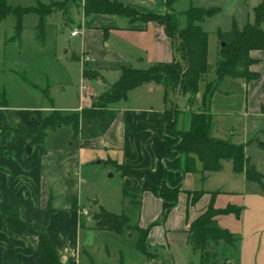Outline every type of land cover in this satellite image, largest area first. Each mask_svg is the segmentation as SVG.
<instances>
[{
    "label": "crops",
    "instance_id": "1",
    "mask_svg": "<svg viewBox=\"0 0 264 264\" xmlns=\"http://www.w3.org/2000/svg\"><path fill=\"white\" fill-rule=\"evenodd\" d=\"M117 1L143 14L163 16L167 12V0ZM9 3L13 7L17 6V0H9ZM84 5L83 3L80 7L83 19L78 27L81 46L74 56H91L101 75V78L94 81L95 86L91 85L89 88V91L99 90L97 96L90 97L91 102L99 94L106 92L100 90V86L110 83L101 74V70L104 69L107 75L116 72L117 82L125 68L146 70L155 64L172 63L175 60L176 42L164 22L131 23L128 18L116 15H86ZM6 33L3 51L7 48L15 51L13 45L17 49L23 46L24 27L19 37L16 36L15 27L13 32ZM112 40L118 45L110 44ZM45 41L43 38L42 44ZM50 46L56 52L57 45L53 46L51 43ZM250 56L256 61L251 72L259 75L258 80L247 83L243 79L226 78L222 83L228 80L240 82L241 95H244L241 112L246 123L245 135L255 131L254 125L261 124V117L264 115V51H253ZM79 64L83 79V65ZM160 88L161 86L147 85L132 91L131 98L132 94L139 92L137 98L143 97V101H130L128 96L126 103L117 104L114 107L117 116L103 136L83 140L76 137L71 128H60L48 132L42 143L36 141V135L20 134L16 130L39 126L45 113L49 111L81 113L89 99V93L83 103L80 85L79 107L58 109L52 103L47 107L38 103L31 107H15L7 99L8 92L5 90L3 92L7 103L2 101L4 95L1 91L0 211L10 210L25 223L46 233L55 244L63 264H96L97 255L106 256L108 260L111 258L108 248L106 254L101 245L99 254L96 250L98 245L94 243L95 246L91 247L90 244L98 242L102 235L109 233L94 229L91 216H84L82 213L89 209L83 206L80 199L87 183L83 172L85 167L90 168L88 165L94 161H99L97 165L110 164L114 168L116 164L141 175L123 176L117 168L114 170L123 182V192H142L138 225L148 231L147 254L140 256L133 248V259L129 264H202L200 252L189 245V231L191 225L212 203L216 209H226L229 206L242 209L240 217L234 214L223 215L217 220L220 228L241 239L240 262H231V258L226 256L229 264H264V195L245 176L236 175L231 163H226L223 172L212 174L206 182L201 173L186 174L177 206L164 216L163 201L149 190L146 181L150 178L159 184L164 173V133L154 126L156 116H161L163 111L153 106L147 97V94ZM204 88L205 85L202 86L203 92ZM220 88L212 100L219 96L228 101L232 99L233 93L230 90L221 91ZM212 100V136L232 143V138H226L228 131L220 123L222 116L226 114L216 110ZM65 131L70 132L66 141L46 145L52 134L57 136ZM231 135H237V131ZM28 147L32 149L30 155L27 153ZM256 168L260 172V168ZM116 175L112 174L111 177ZM196 191H203V195L198 202L191 204L189 194ZM99 203L97 201V205ZM103 208L107 209L105 206ZM83 218L87 221L83 222ZM38 242L39 232L34 229L21 237L13 235L9 231L7 217L0 212V264H38ZM117 256V264H124L123 252L120 251Z\"/></svg>",
    "mask_w": 264,
    "mask_h": 264
},
{
    "label": "trees",
    "instance_id": "2",
    "mask_svg": "<svg viewBox=\"0 0 264 264\" xmlns=\"http://www.w3.org/2000/svg\"><path fill=\"white\" fill-rule=\"evenodd\" d=\"M178 0H167V12L160 16L153 13L143 14L135 9L124 6L117 0H66L63 7H53L42 13L32 8L13 7L9 0H0V24L8 17L16 19V36L23 32L24 18L30 14L39 16V39L44 37V19L57 9L68 5L80 8L84 5L86 15L105 14L126 17L131 23H150L162 21L167 31L176 42L175 60L172 63H160L146 70L125 68L119 80L110 86L109 90L95 98L91 107H84L81 113L62 114L53 110L45 113L42 123L31 129H20V134H34L38 143L44 142L50 131L60 128H71L76 137L83 140L94 139L105 135L112 126L117 110L114 105L126 101L129 94L147 85L161 86L166 95L169 91L187 97L188 107L184 116L188 119L187 130L178 129V119L183 112L177 107L166 110L161 116H156L154 126L164 133V173L161 183L157 184L147 178L149 190L163 201L164 216L175 209L183 188L185 175L201 173L204 181L212 175L221 173L226 163H231L236 175H243L247 181L257 184L264 195V175L260 173L251 159L246 155V145H234L231 142L216 139L212 136L214 119L210 110L212 97L218 92L226 78L243 79L247 83L258 80L259 75L251 72L256 61L251 58V52L264 51V0L254 9V23H247L242 29L236 24L228 33L218 32L221 43L216 66L212 68L208 62L209 34L204 26L216 10L209 13L203 8L191 5L184 11L175 9ZM38 7L47 6L38 2ZM73 60L80 62L79 56ZM83 78L97 81L101 78L94 65L83 66ZM204 84V92L201 85ZM46 93V92H45ZM2 101L7 103L3 92ZM48 96V95H47ZM200 96V97H199ZM201 101L199 104L198 101ZM260 147V146H259ZM260 148H264L261 146ZM199 164L201 168L199 169ZM123 176L141 177L123 166L116 165ZM141 206L142 192H124ZM203 191L191 192L189 199L195 204L202 197ZM8 219L9 231L21 237L29 230L39 232L38 264H63L55 244L46 233L37 227L22 221L19 216L10 211H0ZM234 214L240 217L242 209L229 206L226 209H216L213 203L208 210L190 227L189 245L201 254L202 264H229V260L219 261L213 252V243L222 242L229 249L236 250L240 238L234 236L218 225V218ZM94 229L101 232L122 235L130 234L134 239L133 248L140 256H146V239L148 231L132 224L126 215H115L103 207L91 216ZM87 219L83 218V222Z\"/></svg>",
    "mask_w": 264,
    "mask_h": 264
},
{
    "label": "rangeland",
    "instance_id": "3",
    "mask_svg": "<svg viewBox=\"0 0 264 264\" xmlns=\"http://www.w3.org/2000/svg\"><path fill=\"white\" fill-rule=\"evenodd\" d=\"M62 1L64 0H17L16 4L22 8L33 7V10L45 13L54 6L63 7ZM38 2L47 7L45 9L38 7ZM261 2L262 0H178L175 9L184 11L193 5L205 9L207 13L211 10H216L207 19L204 26L205 31L209 34L208 62L214 68L221 47L218 32L228 33L232 30L234 24L239 29H242L247 23L253 24L254 9ZM82 15L80 8L72 5L64 7L63 10L57 9L52 15L44 19V37L41 39H39L37 30L40 22L39 16L36 14L26 16L23 21V27L25 28L24 43L19 49L13 45L12 47L15 48V51H9V48L3 51L2 46L5 32L11 33L14 31L16 19L11 16L0 24V92H3V90L8 92L7 99L12 106L31 107L38 103L40 106L47 107L51 106L52 103L58 109L79 107V92L82 81L81 65L73 60L72 57L79 52L81 40L79 37L72 38L71 34L81 24ZM262 29H264V26ZM9 38L11 37L9 36ZM43 38L46 40L45 44H42ZM54 40L57 41L54 42ZM51 43H53V46L54 44L57 45L56 52L51 48ZM110 44L118 45L114 40L110 41ZM103 70H101V74L110 82L100 86V90L105 92L109 90L111 85L116 83L117 75L115 74L116 72L107 75V72ZM93 84H95L94 80L87 81L88 88L91 85L95 86ZM203 85H201V88ZM240 87V82H237V80H228V82L222 84L220 90H230L233 93L232 99L228 101L226 100L227 98L219 96L216 100L215 98L212 100L213 106L216 110L226 114L220 120L223 129L228 131L226 138H232V144L234 145H246V155H249L255 167L258 166L260 172L264 173V148H260L261 146L264 147V115L261 117V124L254 125L256 127L255 131L245 135L246 123L241 112L244 95H241ZM98 92L99 90L90 89L89 99L86 101L85 107H91L90 97L92 95L94 97ZM136 93L132 94L133 98L129 94L130 101L142 102L143 97L137 98L139 92ZM147 97L153 106L163 112L177 107L179 111L183 112L178 119V129L187 130L188 119L184 116V112L188 107L187 97L179 96L172 91H169L166 95L163 87L157 91L150 92ZM121 103L124 104L126 102L122 101ZM198 103L200 104L201 101L199 100ZM235 131H237V135L232 136L231 133ZM69 133L65 131L57 136L52 134L49 138V144L46 145L52 146L55 143L60 144L66 141ZM97 162L99 161H94L88 165L90 168L85 167L83 171L84 177L87 178V183L84 185L80 200L83 202V206L89 209L88 211L83 210V215L92 216L99 211L100 207L105 206L107 209H104L108 212L115 215H126L130 218L132 224H138L141 206L138 203H132L133 199L125 195L122 190L123 182L119 174L116 175L114 172L115 168L110 164L97 165ZM112 174L116 176L112 178ZM253 185L260 188L257 184ZM97 201L100 203L95 206L94 203ZM104 235L99 238L98 242L94 241L90 246H95L94 243H96L98 245L96 250L99 254L102 249L101 245L105 253L106 248H108L111 258L107 260L106 256L100 255L99 257L96 254V264H117L116 259H118L117 255L120 251L124 255V264H129L133 259L131 251L135 238L128 233L122 235L109 233ZM211 249L217 254L219 261H225L227 259L226 256H228V258H231V262H240L241 242L238 243L236 250L229 249L222 242L219 244L213 243ZM97 251L95 252L97 253ZM118 264L121 263L119 262Z\"/></svg>",
    "mask_w": 264,
    "mask_h": 264
},
{
    "label": "built area",
    "instance_id": "4",
    "mask_svg": "<svg viewBox=\"0 0 264 264\" xmlns=\"http://www.w3.org/2000/svg\"><path fill=\"white\" fill-rule=\"evenodd\" d=\"M80 35V31L78 29H76L73 33H72V37H78ZM80 63L84 66L85 64H94L95 60L90 57L89 55H81L80 56ZM87 81L86 79H82V83H81V97L84 103V99L87 97V94L89 93V88L87 86Z\"/></svg>",
    "mask_w": 264,
    "mask_h": 264
},
{
    "label": "water",
    "instance_id": "5",
    "mask_svg": "<svg viewBox=\"0 0 264 264\" xmlns=\"http://www.w3.org/2000/svg\"><path fill=\"white\" fill-rule=\"evenodd\" d=\"M31 150H32L31 147H28V149H27V153H28L29 155L31 154ZM94 205H97V202H95Z\"/></svg>",
    "mask_w": 264,
    "mask_h": 264
}]
</instances>
